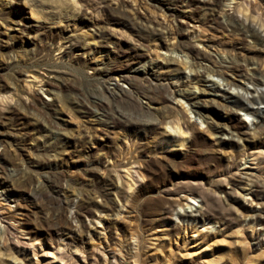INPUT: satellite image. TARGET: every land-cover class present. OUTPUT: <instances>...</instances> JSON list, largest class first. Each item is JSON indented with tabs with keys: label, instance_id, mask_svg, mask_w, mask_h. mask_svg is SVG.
Segmentation results:
<instances>
[{
	"label": "rangeland",
	"instance_id": "1",
	"mask_svg": "<svg viewBox=\"0 0 264 264\" xmlns=\"http://www.w3.org/2000/svg\"><path fill=\"white\" fill-rule=\"evenodd\" d=\"M207 6L0 0V264H264L263 116L239 110L229 142L217 130L227 118L210 109L205 120L188 99L167 98L191 84L256 87L217 74L197 84L185 44L217 60L244 54L264 72V0L220 6L256 26L258 42ZM170 55L180 74L160 62ZM150 61L157 78L133 71ZM116 86L130 91L113 97ZM187 187L214 192L204 221L178 217L203 204Z\"/></svg>",
	"mask_w": 264,
	"mask_h": 264
},
{
	"label": "bare ground",
	"instance_id": "2",
	"mask_svg": "<svg viewBox=\"0 0 264 264\" xmlns=\"http://www.w3.org/2000/svg\"><path fill=\"white\" fill-rule=\"evenodd\" d=\"M206 3L208 6L207 8L213 11H216V14L222 18V25L230 30L235 31L239 35H242L243 37L249 36L253 39H255L258 42V39L261 38V33L256 26H254L252 23H246L244 20H240L237 17H234L231 15L228 11H223L220 6L222 5V2L224 0H199ZM262 40V39H261ZM264 40V38H263ZM182 51H187L190 56L192 57V61L190 66L194 67L195 73H194V80L198 83L202 82H208L210 83L212 80L208 79L207 77L212 75H220L225 80V85L231 86V85H237L239 86L234 79H232L233 75L244 77L245 79H248L251 81L256 87L252 91L246 90V92L250 95L247 96L245 93H242L240 91H237L236 93L226 91L223 93H220L219 91V85L216 84V82H212L211 85L201 84L202 87H199L197 85H187V87H179L174 88L171 90L173 93L169 94L167 97L169 100L173 101L176 95L182 96L189 100L191 104V109L194 113H196L198 116L203 117V119H208V114L205 113V111L215 110L217 112L218 116L225 117L229 120L231 125L227 126H217V130L222 131L223 129L227 130L229 133L228 141H234L237 138V134H235L232 130V128H237L239 123L238 121L234 120V115L239 110L245 111L247 114H253L257 116H263L264 119V110L262 111L257 104L264 103V92L261 90H258L257 86L260 84H264V72L260 69V66H257V61L253 60L252 58L247 57L244 54H241V61L239 59H236L237 57L234 54H231L227 57H224L223 59L217 60L215 56L211 53H205L196 48L195 45L185 44L181 47ZM176 57L170 55L168 57H164L161 59V63H164L166 67L169 69L170 72H176V74H180L182 71L178 66H176L177 62ZM158 62V63H160ZM183 62V60H181ZM186 63V62H185ZM184 63V64H185ZM187 65V64H186ZM242 65H254V69L251 72H242ZM158 67L156 62H144L143 64H140L139 66H136L133 68V71H143L145 74H153L156 78V68ZM197 68V69H196ZM167 69V70H168ZM125 77H127L125 75ZM229 77V78H228ZM234 78V77H233ZM35 79L38 80V77ZM41 79V78H40ZM34 80V79H33ZM195 88V89H194ZM244 88V87H243ZM109 92L113 97L121 96L122 94L129 93L130 90H123L122 87L116 86L112 88H108ZM198 90V91H197ZM54 93V91L50 90ZM220 100H224L223 104L220 103ZM84 113H88L86 110H83ZM96 119L101 121V116L103 113L99 112L98 110H94ZM240 114V113H239ZM179 119H176V121L173 120V123H176L179 126ZM244 120V119H243ZM246 121V120H244ZM208 122V121H207ZM160 123L158 119L154 120H147L145 124L147 125H155ZM209 126H212V120L208 123ZM190 126L187 125V128ZM191 128V127H190ZM238 129V128H237ZM244 133H250L248 131H243ZM60 133L59 131L56 132V134ZM181 133V132H180ZM234 135H236L234 137ZM220 137V136H219ZM221 138V137H220ZM188 137L187 134L183 133V136L181 139H179V142L176 144V146L184 145L187 141ZM249 180V179H248ZM185 191L189 192L190 195L193 197H201L203 204L199 208H195L194 210H184V211H177L178 217L184 219V218H194L195 220H202L204 221L209 214V210L211 208V205L215 199V194L209 189L206 188H200L196 187L195 189L187 187ZM173 200L170 203V206H174L175 203L177 205H181V203L176 198H172ZM174 209V208H173ZM171 210V209H170ZM170 210H167L170 212ZM260 216H256L257 218L264 219V216L262 214H259Z\"/></svg>",
	"mask_w": 264,
	"mask_h": 264
}]
</instances>
